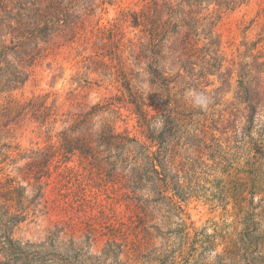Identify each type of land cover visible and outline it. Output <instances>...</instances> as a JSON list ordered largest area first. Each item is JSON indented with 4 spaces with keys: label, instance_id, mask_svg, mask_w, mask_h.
Here are the masks:
<instances>
[{
    "label": "trees",
    "instance_id": "obj_1",
    "mask_svg": "<svg viewBox=\"0 0 264 264\" xmlns=\"http://www.w3.org/2000/svg\"><path fill=\"white\" fill-rule=\"evenodd\" d=\"M116 1L0 0V95H11L0 103V264H92L94 257L80 244V237L65 235L83 230L79 220L89 189L97 185L92 182L96 175H106L112 189L125 188L130 200L133 193H140L133 199L146 216L150 207L165 206L184 221L183 205L191 197L186 173L201 158L190 161V150L203 154L209 137L220 140L210 111L214 106L209 99L208 106L201 101L200 108L189 103L187 77L209 54L217 63L218 39L211 32L223 13L245 0H141L139 8L125 11L130 26L139 30L127 41L119 21L107 36L104 28L94 25L89 32L102 42L97 56L109 57L105 66L115 70L120 96L92 104L74 92L62 101L49 100L51 94L27 100L13 97L30 79L34 64L55 46L86 37L87 18ZM145 75L164 96L157 113L160 127L144 107L139 85ZM243 87L247 114L236 128L240 134H234L239 200L238 225L232 234L239 235L225 242L226 256L216 254L218 264H264V120L257 121L262 98L260 89ZM125 102L133 109L142 138L117 127ZM24 135L36 139V146L16 155L15 141ZM219 145L215 158L228 153L220 154ZM75 157L81 159V168L68 165ZM39 217L51 223L44 236L22 238L23 228ZM179 226L181 234H190L186 223ZM106 244L105 261L118 256L112 247L117 242ZM201 256L194 254L195 264H209Z\"/></svg>",
    "mask_w": 264,
    "mask_h": 264
},
{
    "label": "rangeland",
    "instance_id": "obj_2",
    "mask_svg": "<svg viewBox=\"0 0 264 264\" xmlns=\"http://www.w3.org/2000/svg\"><path fill=\"white\" fill-rule=\"evenodd\" d=\"M140 1L117 0L115 4H103L94 16L87 18L89 28L84 31L86 37H80L75 43L62 42L66 46H55L44 60L32 66L30 79L12 94L13 97L27 100L32 96L51 94L49 100L58 97L62 101L69 92H74L92 104L113 95L120 96L122 92L113 75L114 69L105 66L110 63L109 57L104 58L100 53L97 56V47L102 48V42L89 30L97 25L104 28L102 31L107 36L108 30L119 21L122 34L124 32L122 37L126 41L136 38L139 30L130 26L125 11L139 8ZM211 36L218 39V61L216 63L209 54L205 57L206 62H198L189 72L185 93L193 107H199L201 101L207 102L208 106L211 101L215 109L210 111L215 117L213 123L220 128L216 131L220 140L216 142L209 137L206 147L201 149L203 154L195 148L194 154L190 150V161H195L193 157L198 155L201 158L194 166L189 165L190 170L186 173L191 197L183 205L184 221L165 206L150 207V216H146L137 200L133 199L140 193H133L130 200L125 188L112 189L106 175H96L92 182L97 185L92 184L95 187L89 189L88 202L82 210L83 218L79 220L83 230L78 234L65 235L80 237V244L94 257L92 264H195L194 254H202L201 257L209 264H218L216 254L225 255V242L239 235L232 234L236 233L238 225L235 208L239 200L234 134H240L236 128L247 114L244 85L252 92L260 89L262 99L257 108L262 114L258 115L257 121L264 120V0H245L237 9L223 13ZM241 80L244 84H240ZM140 81L144 107L160 127L157 113L164 101L162 91L158 85L150 83L148 75L141 76ZM0 96L2 103L11 95ZM120 111L118 129L142 138L131 105L121 104ZM15 142L19 147L15 150L17 155L32 150L37 140L24 135ZM215 145L222 146L220 154L228 153L215 158ZM226 160L233 164L230 171ZM80 162L81 159L75 157L68 165L81 168ZM182 222L190 227V234L180 233ZM49 226L48 218L39 217L37 222L24 227L19 235L22 238H41ZM202 229L207 234H195L196 230ZM86 230H92V233ZM108 241L117 242L112 247L118 256L105 261L103 249Z\"/></svg>",
    "mask_w": 264,
    "mask_h": 264
}]
</instances>
